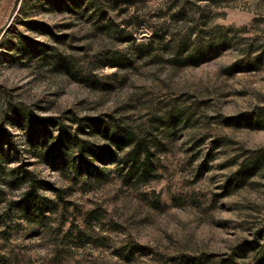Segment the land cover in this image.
Wrapping results in <instances>:
<instances>
[{"label":"rangeland","instance_id":"obj_1","mask_svg":"<svg viewBox=\"0 0 264 264\" xmlns=\"http://www.w3.org/2000/svg\"><path fill=\"white\" fill-rule=\"evenodd\" d=\"M0 264H264V0H0Z\"/></svg>","mask_w":264,"mask_h":264},{"label":"trees","instance_id":"obj_2","mask_svg":"<svg viewBox=\"0 0 264 264\" xmlns=\"http://www.w3.org/2000/svg\"><path fill=\"white\" fill-rule=\"evenodd\" d=\"M125 132V134H121L119 132V135L115 141L118 145H121L127 139L130 140L131 143L130 149L125 153L123 158L125 160L124 162L128 163L125 178H144L148 175L150 170V151L141 140L134 139L131 132ZM31 181L32 182L29 185V189L26 191L21 204L19 203L17 205V208H19V210L22 209L23 212L29 211L31 209V200L33 197L37 196L35 189L36 185L34 184L35 179L32 178ZM25 216L28 215L25 213Z\"/></svg>","mask_w":264,"mask_h":264}]
</instances>
